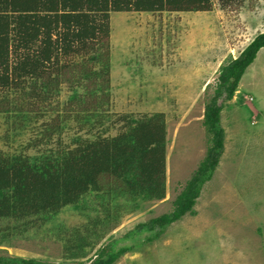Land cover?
Here are the masks:
<instances>
[{"label":"rangeland","instance_id":"rangeland-1","mask_svg":"<svg viewBox=\"0 0 264 264\" xmlns=\"http://www.w3.org/2000/svg\"><path fill=\"white\" fill-rule=\"evenodd\" d=\"M261 32L264 0H233L227 6L214 0L209 11L112 12L110 132L124 124L118 121L121 114H165L166 198L136 203L92 193L80 206H67L43 226L15 237L13 246H0V255L59 262L83 233L97 243L85 248L88 256L80 260L86 264L106 245L112 253L125 249L114 264H264V48L234 98L219 100L225 149L195 212L164 228H138L173 211L211 144L204 114L219 69ZM68 93L65 86L61 102ZM7 115H0V150L18 149L28 134L13 131ZM8 223L0 220V228ZM88 224L93 232L85 231Z\"/></svg>","mask_w":264,"mask_h":264},{"label":"trees","instance_id":"trees-1","mask_svg":"<svg viewBox=\"0 0 264 264\" xmlns=\"http://www.w3.org/2000/svg\"><path fill=\"white\" fill-rule=\"evenodd\" d=\"M213 5L214 0H0V115L8 114L13 131L28 134L18 149L0 150V220L9 222L0 228V246H13L15 237L43 226L67 206H80L92 193L136 203L166 198L165 114H121L118 121L124 124L110 132L111 13L209 11ZM263 48L261 32L221 65L204 114L212 135L207 154L175 198L173 211L140 223L139 229L164 228L195 212L225 149L219 100L234 98ZM65 86L69 96L61 102ZM90 230L88 224L85 231ZM79 238L59 262L7 252L0 264H86L80 260L88 256L85 248L97 243L83 233ZM124 252L101 246L89 264H114Z\"/></svg>","mask_w":264,"mask_h":264}]
</instances>
